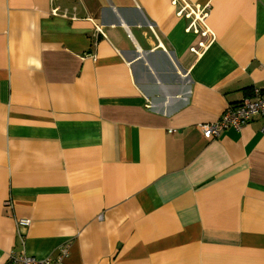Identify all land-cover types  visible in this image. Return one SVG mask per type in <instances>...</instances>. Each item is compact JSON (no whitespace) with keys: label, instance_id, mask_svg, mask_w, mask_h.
<instances>
[{"label":"crops","instance_id":"obj_1","mask_svg":"<svg viewBox=\"0 0 264 264\" xmlns=\"http://www.w3.org/2000/svg\"><path fill=\"white\" fill-rule=\"evenodd\" d=\"M254 87L264 0H0V264H264Z\"/></svg>","mask_w":264,"mask_h":264},{"label":"built area","instance_id":"obj_2","mask_svg":"<svg viewBox=\"0 0 264 264\" xmlns=\"http://www.w3.org/2000/svg\"><path fill=\"white\" fill-rule=\"evenodd\" d=\"M178 12L186 16H194L186 28L187 31L194 29L198 21L205 25V20L209 14L206 6L192 7L188 3H185ZM52 14L60 15L59 8H52ZM61 14L65 15V12ZM97 29L100 30L99 27ZM256 116L264 119V88L254 87L251 98H245L237 104L228 105L219 118L212 122L200 124L199 130L203 138L211 140L217 138L227 128L241 130ZM18 223L20 226H26L30 220L22 219ZM68 255V246H62L56 256L48 255L42 258L28 255L23 251L11 250L7 255V264H64Z\"/></svg>","mask_w":264,"mask_h":264}]
</instances>
